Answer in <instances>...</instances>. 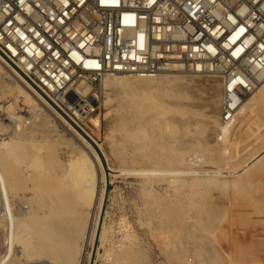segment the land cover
Returning <instances> with one entry per match:
<instances>
[{"label": "bare ground", "instance_id": "bare-ground-1", "mask_svg": "<svg viewBox=\"0 0 264 264\" xmlns=\"http://www.w3.org/2000/svg\"><path fill=\"white\" fill-rule=\"evenodd\" d=\"M8 73H12L22 83L19 77L11 70L7 71V66L0 61V79ZM173 74L177 73H165L155 79L108 76L101 80L100 87L102 84L105 91L103 93L118 100V110L114 116L112 115V126L120 134L119 141L124 144L125 148L130 147L127 151L124 149L125 152H123L121 146L116 144L117 147H120L115 150L116 154L120 155L122 163L127 165L126 168L129 164L130 166L139 165L138 172L130 167L129 169L132 171H112L110 173H135L142 178L144 186L149 187L147 193L143 195L148 198L145 203L147 215L149 217L156 215L160 219L166 218L171 225L181 230L184 229L187 234L184 236L186 238L184 241L182 240L183 242L192 244L202 238V241L205 240V246L201 245L199 241L194 247L204 250L206 253L226 250L233 251V253L253 251L256 248L254 244L246 245L247 243L234 242L224 246V250H222V246L215 244L217 238L214 233L220 228V223L226 219V213L229 212L251 217V219L252 217L259 218L264 229V132H255L250 127V123L255 122L254 119L264 120V105L256 103L251 105L247 100L252 96L259 100L264 98V76L259 77L256 89L245 98L231 122L222 126V129L220 127L218 129L216 123L212 122V125L204 123L200 132L201 137H199L203 142H201V147L208 148L211 154L218 159H211V162L216 161L218 166L223 163L222 166L214 168L215 170H210L211 168L204 170L198 166L194 167L192 164L190 166V162L197 160L196 156L195 159L191 157L194 159L193 161H187L190 148H193V146H189L193 136L188 132V126L193 123V120H189L191 117L187 116L189 117L187 119L176 117L174 118L176 120H172L176 121L178 126L170 124L163 128L165 121L161 117L166 105L183 109L188 115L194 114L195 111L192 104L184 102L187 90L183 89L189 88L190 85L183 82L179 76H171ZM162 79L168 82L165 87ZM85 85L81 84L78 88L87 92L89 88ZM11 89L14 96L13 104L4 108V112L18 124L14 129L17 137L0 139V187L6 201L5 217L3 223H0V228L4 231L7 230L5 235L7 248H5L4 256L0 258V264H19L21 260L25 261L24 264H39L42 261H47L49 264H83L85 256H88V259L91 257V253L85 251L87 244L91 245L94 240H98V243L103 245L106 241L107 228L104 225V220L101 225L100 214L105 199L107 174L93 146L60 115L55 113L49 103L36 93L30 92L23 84H17ZM182 90L185 92H183L184 95ZM164 93L166 97H163ZM188 98L186 99L188 100ZM211 103L214 106L217 104V100H212ZM17 106L26 108L30 114H33L39 106L46 112H52L49 114L53 116L55 122L59 123L61 120L67 127L69 126L82 149L80 148L79 153L73 154V156L62 158L63 161L56 158L53 150L45 154V157L38 156L39 153L35 152V149L41 145L37 147L33 140L25 142L24 137L22 138L24 118L21 115L16 116L15 108ZM19 109V112H23L21 108ZM45 119L40 116L38 121L33 123V128L41 127L45 123ZM91 124L98 127L97 119ZM217 133L218 135H216ZM213 135L216 137L213 140V145L207 146V143L212 142L210 140L213 139ZM155 137L160 139L155 140ZM120 145L122 144L120 143ZM201 161L200 163L196 162L201 164ZM205 161L207 160L205 159ZM194 164L196 166V163ZM226 165L227 167L229 165L230 169H227ZM46 169L52 175V178L49 177L48 183L34 175ZM27 180L31 184L33 182L34 186L30 190L34 191L35 195L28 198L29 203H26L27 199L23 195ZM155 185H162V187L164 185L166 189H170L174 193L165 198L162 194L164 199L156 200L158 197L154 195L157 191L153 194ZM44 187L47 189H43ZM230 188L238 190V194L234 193L228 197L230 198L228 199L230 200L229 205L219 207L214 204L212 206L213 194L217 192L218 195H222L223 190ZM211 189L214 192L207 193V190ZM252 190L257 193L247 197L245 192ZM41 191L47 193L48 196L46 209H43L41 203ZM218 191L221 192L218 193ZM224 195L223 193L222 196ZM13 207L15 210L12 209ZM233 220L227 217L225 221L228 223L227 225L232 226ZM257 225L259 224L256 223ZM5 227L7 228L5 229ZM262 231L264 235V230ZM126 244L128 245L119 246L120 255H117L114 264H121V255L123 254L135 256L134 243L127 241ZM176 244V241L169 244L170 250L168 251L172 249L185 251V246ZM260 247L264 249V244H260ZM16 248L20 249L21 256H16ZM186 249L188 248L186 247ZM258 253L260 254V252ZM97 255L96 252L95 257ZM229 259L231 258L229 257ZM250 262L254 261L250 260Z\"/></svg>", "mask_w": 264, "mask_h": 264}, {"label": "built area", "instance_id": "built-area-1", "mask_svg": "<svg viewBox=\"0 0 264 264\" xmlns=\"http://www.w3.org/2000/svg\"><path fill=\"white\" fill-rule=\"evenodd\" d=\"M0 61L80 133L108 76L216 79L226 124L264 76V0H0Z\"/></svg>", "mask_w": 264, "mask_h": 264}, {"label": "rangeland", "instance_id": "rangeland-1", "mask_svg": "<svg viewBox=\"0 0 264 264\" xmlns=\"http://www.w3.org/2000/svg\"><path fill=\"white\" fill-rule=\"evenodd\" d=\"M7 71L10 72V69L7 68ZM171 76H179L183 82H186L190 85L189 88L183 89L184 91L185 90L188 91V93L187 91H185L187 94L182 90V93L183 92L185 93V95L183 93L185 97V101L184 99H181V101H184L185 103H188L189 105L192 104L193 110L195 111H194V114L188 115V113L183 109H179L177 107H171V105H166V107L163 110L164 114L161 117V119L165 121L163 122V128L165 125L169 126L170 124L178 126L176 124V121H174L176 120L174 119L176 117H181V119L182 118L187 119L191 117V119L189 120H193L194 124L192 122H191L192 124L190 123L191 125L188 126V132H190L191 136H193L192 137L193 142L191 141V143H189V146L191 145V147L193 146V148H190V151L188 154L189 158L187 159V161L188 162L191 160L193 161L196 156L197 160L193 161L194 163H196V166L193 162H190V166L192 165H194V167L198 166V167L203 168L204 170H206V168L207 170H209L210 168H211L210 170H215L214 168H218L219 166H222L223 163L222 165L218 166L216 161L211 162V159L213 160L215 157L213 156V154H211L208 148L205 149V147L204 148L201 147L202 146L201 144L203 142L201 138L199 137H201L200 132H201V128L204 127V123H207L209 125L212 122L216 123L218 125L217 126L218 129L219 127L222 129V126L225 125L220 122V117H221V87H220V84L216 79H213L211 77H206V76L182 75V74H173ZM170 79H173V77H170ZM162 83L164 87L168 84V82L165 79H162ZM17 84L22 85V83H20V81L16 79L12 73H8L0 79V124H1L0 125L1 126L0 139L1 138L4 139L8 137L9 138L17 137V135H15L16 132L14 129H16L15 125L18 123H15L14 120L6 116L7 114L4 112V108L13 104L14 96L12 95L13 93L11 92L13 90L12 89L10 90V88H14ZM100 91H101V94H100L99 103H98L99 104L98 112L95 114V116L92 118L93 120L91 121L94 123L95 121L94 119H97L98 127L96 125L87 124V129L82 128V131L84 132V134L80 132L79 133L93 146L95 151L98 153V156L101 160L104 171L107 174V182L109 183L108 185L109 193H108L107 202L105 206L106 214L104 211L103 216L101 218V225H102V221L104 220V225L107 228V234H106V239H105L106 241L103 243V245H100V243H98V240H94L93 244L91 245L90 243L87 244L85 251L86 253H91V257L88 259V256H85L83 259V264H88L89 262L90 263L92 262L93 264L96 252L98 253V255L95 257L94 264H114L115 258L118 257L117 255H120L119 253L120 247L122 245L127 246L128 245L126 244L127 241L128 243L130 242L134 243L135 256H131V254L121 255V259H122L121 264H127L128 262L131 264H253L254 262L255 264H264V249L263 247H260V244H264V241H263L264 235L262 233L263 232L262 230L264 229L261 226L259 218L252 217V219L254 220L253 221L251 217L249 218L247 216L235 215L233 214V212L226 213V219L227 217L229 219H234L233 220L234 223L231 226V225H227L228 223L225 221L226 219L222 220V222L220 223V228L215 230V233H214L215 238H217L215 240L216 241L215 244L217 246H222V250H224L223 249L224 246L233 244V242L238 243V244L247 243L246 245L254 244L256 248L253 249V251L255 252L251 250L252 252L242 251V252L233 253V251L226 250L223 252L221 251L222 252L221 254L220 251L216 253L214 252L206 253L204 252V250H199L197 247L195 248L194 246L199 241L201 242V245L205 246V240L202 241L201 240L202 238L192 243L193 245L191 243L189 244V243L183 242L184 239L186 238L184 236H186L187 234V232H184L185 231L184 229L181 230L180 228L178 229L176 226L171 225L166 218L160 219L156 215H154L153 216L154 218H153L147 215V212L145 211L146 210L145 203L147 202L148 198L144 197L143 195L144 193L145 194L147 193L148 191L147 189L149 187H147V185L146 187L144 186L143 179L140 178L135 173L134 174L110 173L112 171L125 172L127 170L128 171L135 170L136 172H138L139 170L137 168H139L138 167L139 165L133 164V166L132 165L130 166L129 164L127 167L128 169H127L126 168L127 165L123 164L122 161L120 160L121 158L119 157L120 155L118 156V154H116L115 150L117 148H120V147H117L118 144L119 146H121V149L123 150L125 149L126 151L127 149H130V147L125 148L124 144L121 141H119L120 134L117 133V131L112 126V119H113L112 117L116 114L118 110L117 109L118 100L105 95L104 94L105 91L102 87V84H101ZM187 95H189L190 97ZM163 97H166L165 93L163 94ZM186 98H188V100ZM253 99H254L253 96L247 99L249 100V103L251 105H253L254 103L264 105V98H262L263 100L262 99L253 100ZM212 100H217V104L213 106L211 103ZM19 108H21V111L23 110V112H19L20 111ZM24 109L26 108L22 106L21 107L17 106V108H15L16 110L15 113H17L16 116L21 115V117L23 116L22 118H24L23 125H22L23 132L21 135H22V138L24 137L23 140L25 142H32L33 140V143H35L37 147L41 145V147H38L35 149V152L39 153L37 154L38 156L40 155L41 157H45V154L53 150L54 154L56 155V158L63 161L67 156L69 155L73 156V154L79 153L78 150L82 149V147L80 146V143L76 140V135H74V133L69 129V126L67 127L64 123H62L61 120H59V123L55 122L52 118L53 116L49 114L52 112H46L40 106L36 108L33 114H30L29 112H27V109L26 110ZM40 116H43V118L44 117L46 118L44 121L45 123L41 127L34 129L33 123L35 121L37 122ZM259 120L261 119L259 118L254 119L255 122H251L250 127L253 128V131L255 132L259 131L261 133V132H264V120H261L262 122ZM216 124L214 125L216 126ZM216 135H218V133ZM212 137L213 139L210 140L212 142L207 143V146L213 145V142H214L213 140L214 138L216 139V137H214V135ZM157 139L159 140L160 138L155 137V140ZM120 143L123 146L120 145ZM125 150L123 152H125ZM191 157H194V159H192ZM205 159L207 161H205ZM209 159L210 161H208ZM214 160H218V159L215 158ZM196 161H199V163L201 161V164L197 163ZM129 168L132 170H130ZM227 169H230L229 165ZM42 171L43 173H41ZM42 171L41 172L39 171L40 172L39 174L37 173L34 175L36 178H39V179L41 178L45 180L46 183H48L47 181L50 179L49 177H51L52 175L48 173L49 171L47 169L45 171L44 170ZM224 175H227V174H224ZM33 186H34L33 182L31 184L30 181L27 180L25 190L23 191L24 198L27 199L26 203H29L28 198L35 196L34 191L30 190V188ZM27 187L29 190L27 189ZM45 188L46 187H44L43 189ZM154 188H153V194H155L157 191V193L154 195L155 197H158L156 198V200H163L165 197L172 196L174 193L172 190L166 189L164 185L163 187L162 185H155ZM212 192H214L212 189L210 191L207 190V193H212ZM220 192L221 191H218V193ZM248 192L249 191L245 192L247 197L248 196L251 197L255 193H257L256 191H253V190L250 191L249 193ZM221 193L222 195L223 193L225 195L222 196L221 194H219L220 195L219 196L217 192L213 194L214 199H212V202H211L212 206L214 204L219 207L228 206L229 201H230L228 200L230 199L228 197H230L231 194L234 195V193L238 194V190H233L232 188H230V189L223 190ZM40 195L42 196L41 203H42L43 209H46V206H47L46 204H48L47 193L45 194L44 191H41ZM33 200H36V198H33ZM12 209H14V207ZM156 219H158L161 223ZM224 222L226 223L224 224ZM256 223L259 225L256 226ZM246 224L248 225L245 226ZM101 225H100V228H101ZM6 228L7 227H5V229ZM229 230L231 231V233ZM6 231L7 230H5V232ZM4 238H5V233L0 235V245L4 243L5 241V248H7V239L4 240ZM173 240L176 241L177 243L176 245L185 246L186 252L179 251L176 249H172L171 251H168L170 250L168 248V245L173 243L174 242ZM95 241L97 243V246L93 250V245ZM260 241L261 243H259ZM186 247L188 249H186ZM189 247L191 248L190 249L191 251L189 250ZM194 248L195 250L193 251ZM107 250L108 251L110 250L109 253ZM258 252H260V254ZM20 254H21L20 249L16 248V256L17 257L21 256ZM229 257L231 259H229ZM246 257L249 259H247ZM178 258H181V260H178ZM250 260L251 261L253 260L254 262H250ZM24 263L25 261L21 260L19 264H24ZM39 264H49V263H47V261H42Z\"/></svg>", "mask_w": 264, "mask_h": 264}, {"label": "water", "instance_id": "water-1", "mask_svg": "<svg viewBox=\"0 0 264 264\" xmlns=\"http://www.w3.org/2000/svg\"><path fill=\"white\" fill-rule=\"evenodd\" d=\"M108 185H109V183L106 182V184H105V199H104V202H103V207H102V210H101L100 218H102L103 213H104V211H105V206H106L107 197H108V193H109ZM96 246H97V243H96V241H95V243H94V245H93V250L95 249Z\"/></svg>", "mask_w": 264, "mask_h": 264}]
</instances>
